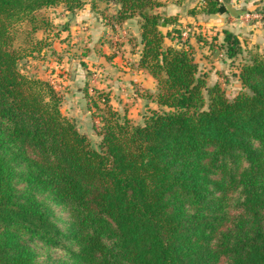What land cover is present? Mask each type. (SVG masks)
<instances>
[{
    "label": "trees",
    "instance_id": "trees-1",
    "mask_svg": "<svg viewBox=\"0 0 264 264\" xmlns=\"http://www.w3.org/2000/svg\"><path fill=\"white\" fill-rule=\"evenodd\" d=\"M104 1L117 23L139 17L138 67L161 109L133 126L102 92L95 149L56 86L20 66L45 42L49 9L87 0H0V264H264V54L244 56L230 100L181 30L164 33L159 0ZM223 35L228 58L244 54Z\"/></svg>",
    "mask_w": 264,
    "mask_h": 264
},
{
    "label": "rangeland",
    "instance_id": "rangeland-1",
    "mask_svg": "<svg viewBox=\"0 0 264 264\" xmlns=\"http://www.w3.org/2000/svg\"><path fill=\"white\" fill-rule=\"evenodd\" d=\"M189 3L196 0H187ZM112 4V5H111ZM114 2H107L104 0H87L84 8L89 7L94 10H103V8L109 7L114 9ZM223 6V5H221ZM238 8L243 9V3H239ZM83 8V9H84ZM106 8L104 11H108ZM258 9V8H257ZM264 9V8H263ZM48 17L52 26L50 32L46 36L45 42L39 47L32 56H27L20 64L22 72L31 76H39L42 79L48 80L53 83L57 90L63 95L62 112L70 117L77 125L79 131L86 134L90 138V142L93 148L98 149L101 143L102 137L98 135L99 127H101V115L102 111L99 107H103L101 101L102 92L109 94L110 104L114 110L120 115L121 118H126L133 126L144 125L146 120L149 119L155 110L161 108L154 101V97L150 94L137 93L136 91H130L131 94L124 96L119 92L113 93L107 92L106 87H100L102 79L96 80L95 66L92 67L93 58L91 54V47L93 39L92 34H84V37L78 39L74 34L78 32V29L73 26L71 29V23L68 22V14L63 6L54 7L48 10ZM111 15V16H110ZM115 15L109 14L107 16V23L112 24L113 28L117 21L114 19ZM111 18L113 21H111ZM110 20V21H109ZM106 23V24H107ZM119 24V23H118ZM123 24V23H120ZM119 24V31L123 32L124 29L128 35L119 36L114 42L109 40L110 54L108 58L114 56H124V45L128 44L131 48H137L139 43V37L134 36L132 28H125ZM136 23H133V26ZM174 30H181V37L178 40H194L199 42L196 44L200 47H206L208 52H211L210 56H220L224 51H221L218 39L223 38L221 31L208 30L204 32L201 28H195L196 26L186 27L183 25H175ZM198 27V26H197ZM114 35L121 34L118 29L114 28ZM164 33H167V28L163 27ZM183 33H187V39L183 37ZM98 39V38H96ZM100 39V38H99ZM102 37L98 40L97 44H101ZM120 39V40H119ZM132 41V43L130 41ZM168 41V38H166ZM106 41V40H105ZM134 41H137L135 45ZM103 43V42H102ZM103 45V44H102ZM219 48V49H218ZM135 50V49H134ZM201 50V49H200ZM95 51V48H94ZM218 51V53H216ZM98 53V51H96ZM217 54V55H216ZM125 60L126 58L123 57ZM239 65H236L238 68ZM240 67V66H239ZM110 75V74H109ZM108 75V76H109ZM106 76V78H108ZM222 79V88L225 90L227 97L231 100L236 97L239 92V85L236 82V77L230 73V77L220 75ZM99 82V85L97 84ZM110 87V86H109ZM118 88V86H117ZM121 88V87H120ZM142 91V90H141ZM206 93V92H205ZM94 103H97L99 107H96ZM70 109V111H69Z\"/></svg>",
    "mask_w": 264,
    "mask_h": 264
},
{
    "label": "crops",
    "instance_id": "crops-1",
    "mask_svg": "<svg viewBox=\"0 0 264 264\" xmlns=\"http://www.w3.org/2000/svg\"><path fill=\"white\" fill-rule=\"evenodd\" d=\"M159 1L162 6L155 8L153 12L162 15L164 19H169L168 23H165L164 26L167 28L166 31L172 30L175 28V25H183L184 28L182 30H185L186 27L190 28L191 26H196L195 28L199 29L200 27L201 30H204V32L208 30L209 33H212L211 30L217 32L221 31L222 33L224 30H228L239 38L244 54L234 59L228 58L225 52L220 56L209 57L208 55H210L211 52H208L204 46H197L196 44L199 42L190 40L189 43L193 47L195 62L199 65L200 73L206 77L208 86H212L216 83L221 85L222 79L220 75L230 77V73H232V75L236 77V82L240 90L241 83L238 75L242 59L247 55V52L253 48L258 49L264 54V20L261 22H249L246 21L244 15L233 17L229 13H219L210 16L205 15L201 13L204 8V4L201 0H196L192 3H189L187 0ZM238 1L239 3H243V9L238 8ZM229 4L235 9L244 10L245 12L257 8H264V0H230ZM114 6H116L114 9L106 7L108 11H104L106 8L100 11L89 7L72 13L66 10V14L69 16L68 22L71 23V29L73 26L76 30L78 29V32L74 34L78 39L84 37L86 32L92 34L91 39H93V41L91 42L93 43L88 45L91 47L90 55H92L93 58L92 67L95 66L94 69L98 73L96 75V80H99V77H105L102 79L100 87L107 86V92L111 91L113 93L112 95L119 92L120 95L123 94L126 96L128 93L131 94L130 91H136L137 93L141 92V95L143 93L155 95L158 90L156 80L146 70L138 67L143 48L141 44L140 21L138 16L123 22V24L119 23L120 27L122 25L125 28H132L134 36L139 37L138 47L131 48L129 42L124 45V50L127 49L126 52H123V57L126 58L125 60L122 57V53L120 56H114L112 60L107 57L110 54L109 44H107L109 40L114 42L119 36H123L124 34L128 35L127 32H129V29H127V31L124 29L123 32L119 31V24L116 23L114 28L118 29L121 34L114 35V31L116 30H114L112 24L107 23V16H109L110 13L116 15L118 11L119 6L116 3ZM111 21H113L112 18ZM133 23L136 24L133 26ZM221 36H223V38L221 37V39L217 41L220 46L224 43V35L221 34ZM102 37L104 39L101 41V44H97L98 40ZM130 42L132 43V41ZM134 42L136 45L137 41ZM174 43L176 42H172L171 39H168V41L165 40L166 46ZM222 49L221 51H223ZM96 51H98V53H96ZM216 53H218V51ZM236 65H239L238 68H236ZM106 76H108V78H106ZM97 84L99 85V82Z\"/></svg>",
    "mask_w": 264,
    "mask_h": 264
},
{
    "label": "built area",
    "instance_id": "built-area-1",
    "mask_svg": "<svg viewBox=\"0 0 264 264\" xmlns=\"http://www.w3.org/2000/svg\"><path fill=\"white\" fill-rule=\"evenodd\" d=\"M221 5H225L226 3H229L227 2L228 0H217ZM230 1V0H229ZM244 17L246 19V21H249V22H261L264 20V11H247L245 14H244ZM187 33H183V37L187 39Z\"/></svg>",
    "mask_w": 264,
    "mask_h": 264
},
{
    "label": "water",
    "instance_id": "water-1",
    "mask_svg": "<svg viewBox=\"0 0 264 264\" xmlns=\"http://www.w3.org/2000/svg\"><path fill=\"white\" fill-rule=\"evenodd\" d=\"M219 13L220 14L229 13L233 17H240V16L244 15L246 12L244 10H237L231 4L226 3L225 5L220 6ZM162 26L164 27L165 23H163Z\"/></svg>",
    "mask_w": 264,
    "mask_h": 264
}]
</instances>
